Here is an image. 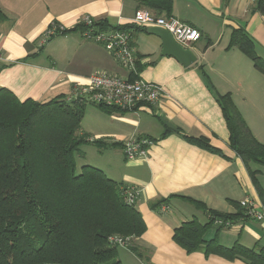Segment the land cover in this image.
Returning <instances> with one entry per match:
<instances>
[{
	"label": "crops",
	"instance_id": "crops-1",
	"mask_svg": "<svg viewBox=\"0 0 264 264\" xmlns=\"http://www.w3.org/2000/svg\"><path fill=\"white\" fill-rule=\"evenodd\" d=\"M253 7L248 0H173L170 15L201 33L189 46L196 61L184 67L172 56L160 54L157 36L130 28L137 52L145 59L139 75L161 85L163 96L134 111L95 109L94 116L101 119L95 129L82 118V131L100 141L99 147L119 150L117 162L101 169L110 178L138 189L136 207L146 229L134 246L146 264H246L202 250L187 252L173 240V232L184 221L195 218L205 223L210 218L188 198L229 214L237 211L233 202L244 199L261 207L245 164L229 147V133L213 93H230L253 136L264 142V74L254 68L245 52L229 46L233 29L241 28L264 60V17ZM138 8L156 14L136 0H0L4 56L0 87L10 89L20 100L47 101L70 94L96 71L126 76V70L101 43L84 38L79 30L47 40L43 36L53 22L71 28L87 15L110 25H133L131 18ZM166 128L171 130L162 135ZM185 135L204 136L222 153L209 152ZM131 137H149L154 143L145 156L128 159L122 145ZM263 174L261 166L257 178L262 185ZM161 199L167 200L153 210L151 204ZM205 234L206 239L215 237L224 246L238 242L260 247L264 245V221L242 217L219 231L214 224ZM135 257L140 262L141 257Z\"/></svg>",
	"mask_w": 264,
	"mask_h": 264
},
{
	"label": "trees",
	"instance_id": "trees-1",
	"mask_svg": "<svg viewBox=\"0 0 264 264\" xmlns=\"http://www.w3.org/2000/svg\"><path fill=\"white\" fill-rule=\"evenodd\" d=\"M136 1L156 14L170 16L173 0ZM253 8L264 17V0H256ZM133 25H110L98 19L93 21L92 29L145 30ZM86 29L85 23L79 22L55 35L76 30L82 33ZM229 46L245 52L254 68L264 74V60L256 54L251 37L243 29H233ZM143 58L138 54V73ZM200 71L210 86L204 71ZM130 78H136V74ZM213 93L229 133V147L245 164L264 206V185L257 178L264 166V142L253 136L230 93ZM88 103L105 113L122 112L87 102L80 93L60 94L47 101L20 100L10 89L0 87V264H122L117 258L119 245L111 243L110 236L128 238L124 247L141 257L134 241L144 233L146 225L136 201H126L129 185L86 162L77 167L76 157L81 158L82 146H99L100 142L81 129ZM170 130L166 128L162 135ZM185 137L209 152L222 153L204 136ZM166 200L151 204V208L157 211ZM186 200L203 208L210 218L205 223L193 218L174 228L173 240L177 244L187 252L202 250L206 255L216 254L228 260L264 264V245L246 247L234 242L224 246L215 237L205 238L206 230L214 224L219 231L226 222L229 225L238 218L250 217L240 202H233L237 211L229 214L208 209L200 201Z\"/></svg>",
	"mask_w": 264,
	"mask_h": 264
},
{
	"label": "built area",
	"instance_id": "built-area-1",
	"mask_svg": "<svg viewBox=\"0 0 264 264\" xmlns=\"http://www.w3.org/2000/svg\"><path fill=\"white\" fill-rule=\"evenodd\" d=\"M248 1L254 3L256 0ZM93 21L94 19L88 15L79 21L85 23L88 27V29L82 32V36L101 43L119 65L126 70L127 75L118 76L96 71L87 77L86 83L74 88L72 92L80 93L87 102L117 108L122 111H134L137 108L148 107L157 103L163 96L164 89L157 83L143 79L136 71L135 65L138 59V52L133 43L132 29L113 28L93 31ZM131 23L141 28L148 26L162 27L170 32L174 39L183 46H190L201 37L200 31L196 27L181 22L171 15H156L145 8L135 10ZM65 28L59 23H51L44 31V40H47ZM144 60L140 59V62H144ZM3 61L4 56L0 49V64ZM131 74H136V78L131 79ZM153 143V139L149 137H131L123 143L122 150L128 159L142 157L146 155L147 149ZM137 196L138 189L136 187H126V201L128 203L137 201ZM239 202L246 208L251 218L257 221H264L263 205L255 207L249 199ZM216 223L222 224V221L216 220ZM227 225L228 223L226 222L225 226ZM108 239L111 243L119 246H125L128 241V238L118 236H110Z\"/></svg>",
	"mask_w": 264,
	"mask_h": 264
},
{
	"label": "rangeland",
	"instance_id": "rangeland-1",
	"mask_svg": "<svg viewBox=\"0 0 264 264\" xmlns=\"http://www.w3.org/2000/svg\"><path fill=\"white\" fill-rule=\"evenodd\" d=\"M99 106L92 105L90 103L85 105L84 108V124H89L93 127V129L100 127L101 119L100 116H94V113L96 112L95 109H98L97 111L102 112V110H99ZM82 156L77 158V167L86 162L90 165L99 167V168H105L106 165H111L117 162V157L119 156V150L114 149L110 150L108 146L99 147L95 144L88 143L82 146ZM79 158V159H78ZM104 166V167H102ZM260 174V171H259ZM258 174V175H259ZM262 181L264 182V174L261 176ZM132 254V255H131ZM138 256L132 252V250L128 249L124 246H117V258L123 263V264H146V259L139 258L140 262H137L136 257ZM139 257V256H138Z\"/></svg>",
	"mask_w": 264,
	"mask_h": 264
},
{
	"label": "water",
	"instance_id": "water-1",
	"mask_svg": "<svg viewBox=\"0 0 264 264\" xmlns=\"http://www.w3.org/2000/svg\"><path fill=\"white\" fill-rule=\"evenodd\" d=\"M145 31L159 38L161 55L172 56L184 67L190 66L196 61L197 57L191 48L178 43L166 29L159 26H148Z\"/></svg>",
	"mask_w": 264,
	"mask_h": 264
}]
</instances>
